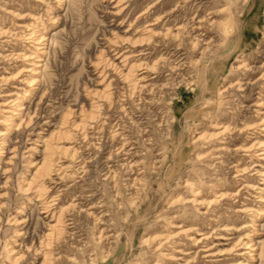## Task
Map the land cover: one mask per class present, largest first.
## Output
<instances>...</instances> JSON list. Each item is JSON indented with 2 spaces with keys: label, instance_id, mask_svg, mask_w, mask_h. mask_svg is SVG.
Listing matches in <instances>:
<instances>
[{
  "label": "rangeland",
  "instance_id": "obj_1",
  "mask_svg": "<svg viewBox=\"0 0 264 264\" xmlns=\"http://www.w3.org/2000/svg\"><path fill=\"white\" fill-rule=\"evenodd\" d=\"M115 2L0 0V25L21 32L24 28L17 25L32 22L27 15L34 14L36 28L46 37L40 87L30 98L31 118L14 129L18 137L3 149L6 163L0 165L9 171H0V264H40V243L48 241L47 264H209L242 259L234 255L236 249L202 257L200 248L230 247L251 229L237 230L252 225L250 210L264 207V160L257 155L258 148H264V131L259 129L264 107L256 106L264 105V0H120L124 9L112 14ZM192 15L209 20L199 32L207 39L206 47L201 44L198 52L190 51L187 39L162 34L168 26L172 30L176 24H190ZM157 17L160 21L151 26L157 36L142 40L145 25ZM226 27L230 32L221 34ZM30 44L10 37L0 51L30 52ZM143 47L149 49L133 55ZM121 54L132 55L128 67L146 66L134 73L145 71V83H140L148 87L128 86L108 66L107 81L105 73L100 76L106 55L119 63ZM163 56L171 61L183 58V65L169 70L167 58L160 60ZM25 65V60L0 59V74L13 75ZM20 78L0 82V103L13 98L3 94L27 87ZM109 80L113 110L104 103L86 127H72L90 110L89 92ZM64 113L68 131L55 133ZM116 129L121 134L112 136ZM51 135L52 144L60 148L46 172L42 170L41 189L26 192L44 139ZM237 190L239 202L231 197L208 207L185 202L194 192L208 201L219 191ZM240 202L250 209L235 211ZM59 212L64 229L48 238L47 224L52 213L55 219ZM15 215L20 220L26 215V221L13 222ZM255 222L258 230L252 235L259 242L251 251L254 256L244 259L264 264V218ZM220 223L233 230L213 232ZM187 228V235L179 234ZM20 229L23 233L16 235ZM197 232L208 236L197 243L194 238L202 236ZM164 235L168 238L160 239ZM18 255L14 261L12 256Z\"/></svg>",
  "mask_w": 264,
  "mask_h": 264
},
{
  "label": "bare ground",
  "instance_id": "obj_2",
  "mask_svg": "<svg viewBox=\"0 0 264 264\" xmlns=\"http://www.w3.org/2000/svg\"><path fill=\"white\" fill-rule=\"evenodd\" d=\"M102 1H106V0H102ZM120 0H117V2H115L113 4V6H111V8H113L112 10V14H119L121 10L124 9V7H120V2H118ZM3 6V5H2ZM7 7H5L6 9ZM8 9V8H7ZM9 13L13 12V10L8 9ZM218 12H220V10H218ZM211 13L214 14V11H212ZM217 13V12H216ZM141 16V14L139 16H137L138 18ZM28 18H30L31 20H33L32 22H29L28 24H23L20 23L17 26L18 27H23L24 30L19 32L16 30H11L10 28H5L4 26L0 25V44L2 42H8V38L10 37H14L16 39H26V42H31V46L33 47L34 50L30 51V52H21V53H13L12 51L10 52H5V51H0V59H4V58H13L16 60H25L26 61V65L22 66L21 68H19V70L13 74V75H5V74H0V82H9L12 81L14 79H17L18 77L20 78V82L24 83L25 88L22 89V91H17L15 93H9V94H3L4 96H10L13 95V98L8 100L7 102H3L0 103V113L2 114V121L4 124V127L2 129H0V164L4 161V157H3V149L4 148H10V147H6V144H10L12 143L14 138H17V131H15L20 125L21 122L25 119V121L27 119L31 118V113H30V102L33 96H35V94H37V90L39 89V85H40V81H41V74H42V67L44 66V55H45V42L44 40L46 39L45 34L40 32V30H42V28H36L37 26L35 25V22H37L36 20L38 19L37 16L33 15H27ZM136 17V18H137ZM24 18V16H19L18 19ZM150 22H148L145 25L144 28V33L145 36L142 38L145 40H150L151 37L157 36L156 31L153 29L154 24H157L158 21H160V18L157 17L153 20H149ZM209 20L206 19L205 17H198L197 15L194 16L192 15L191 18V22L190 24H176L175 27H173L172 30H170L169 26L168 28H166L165 32H162V34L164 35L165 33L175 37L176 39H179L181 41V39H187V44L189 46L190 51H196L198 52L199 49H201V44H206L205 41L207 40L206 37L203 34H200V30L202 29V26L204 25L205 22H208ZM230 32V27H226V29H224L222 31L221 34L223 35H227ZM148 44V43H147ZM184 46V45H183ZM179 49H184V47L179 46ZM147 49H149V47H143V49H139V53L137 54H133V55H143V52ZM189 51V52H190ZM181 54V53H180ZM179 54V55H180ZM178 55V56H179ZM122 56L121 60L119 61V63L115 62L110 56L106 55V57L104 58V66H105V72H102V70H100V76L103 74L105 77V80L107 79V75H106V66L111 67L112 70L117 71V75L119 77V80L123 81L125 84H127L128 86L131 85L133 88L139 87V89H144L146 87H148V84H144L146 79H143V76H141V73L144 72H140L137 75L134 73V71L136 70H142L143 68H146L145 65H132L130 64L128 67V63H129V57L132 55H123L121 54L120 57ZM176 56V57H178ZM114 58H117L114 57ZM167 58L166 64L169 66V70H175L176 68H180V65H183V62H180L183 60V58H177V60L173 59V61L169 60V56L165 57L163 56L160 60ZM179 59V60H178ZM169 60V61H168ZM98 64V62L96 63ZM104 68V67H103ZM25 72V74H23ZM107 81V80H106ZM140 82H144V83H140ZM112 87V82L111 80H109L108 82H106V85L104 87H102L101 89H97L94 90L92 92V94L89 95L91 98V103L89 104L90 110L89 112H87V114L82 113V117L80 118L79 121H73L70 125H72V127H80V128H84L86 127V125L88 124V122L91 121L92 118L97 117L98 116V109H100L102 107V105L104 103L107 104V109L108 111L113 110V101H114V92L111 91ZM95 99V100H94ZM256 106L261 107L264 105L261 103L256 104ZM82 111V109H81ZM264 113V110L259 111V114ZM67 115L68 113H64L61 117V122L58 125V129H56L55 133L58 134H63V133H67L68 131V121H67ZM110 114L108 113V124L110 123L111 119H110ZM17 119H20L17 122ZM261 128H259L260 130L262 129L264 131V121H261V123L259 124V126H261ZM16 127V128H15ZM15 129V130H14ZM241 130V129H240ZM244 130V129H243ZM112 136H116L117 134H121L118 132V129H116V131L111 132ZM54 134V132L52 133V135ZM52 135L46 139H44L43 142V149H42V154H41V159L38 161V166L35 169L34 172H32L30 174V178H28V181L26 182V188L24 189V191H29L32 190L33 188V192H37L39 189H41L42 187V183L41 181V175H42V170H44L46 172L47 167L50 165L51 163V156L52 154L55 152L56 148H60L54 144H52L51 142V137ZM124 140V139H123ZM125 141V140H124ZM124 143H122L123 145ZM121 145V146H122ZM261 146L264 145L260 144ZM259 146V147H261ZM62 149L67 150V147H63ZM259 149V153L257 155H262L259 159L260 160H264V148ZM9 150V149H8ZM13 150H10L9 152H12ZM14 155V154H12ZM11 157V156H10ZM7 157V158H10ZM31 162V161H30ZM29 162V163H30ZM4 163H6L4 161ZM0 171L2 173H6L9 171L8 168H6V166L4 165H0ZM240 171V170H237ZM5 182V181H4ZM202 188V187H201ZM197 191V189H196ZM198 192H194L193 194V198H191L190 200H186L185 202H196V205H199L201 207H205L207 205L213 204V202H216L217 199H223V198H233V200L237 197H239L240 195V191H234V192H225V191H219V193H216L215 198L214 199H210L208 201H204L201 198L195 197L197 196ZM3 195V194H2ZM260 197H263L260 195ZM29 199H32L31 197ZM217 200V201H219ZM264 200V199H263ZM262 200V201H263ZM234 201L239 202V200L235 199ZM206 207V210H207ZM237 209H235V211L237 212H245L248 211L249 209L247 208V206H245L244 202H240L239 206L236 207ZM47 210V209H45ZM251 218H250V222L252 225H248V224H243L240 227L237 228V230H243L247 227H251V229H249L248 231H244L241 234H239L238 239L235 241L234 244H232L230 247L228 248H221L218 250H212V246H203L202 248H200V251H202L205 255L202 257H216V256H221L223 254H231L235 251V249L237 250L235 252V256H243L245 258L244 255L246 256H254L253 253H251L252 250L256 249V244H258V242L255 240V236L252 235V231H257L258 228L255 225L258 224H254L256 223L255 221L260 220L262 218H264V207L263 208H252L251 210ZM20 212L19 209H17L16 213L18 214ZM207 212V211H205ZM210 213V212H209ZM211 214V213H210ZM54 213H52L51 216V220L49 222V224H47V233L46 236L48 238L53 237V234H60L62 232V230L64 229V225L66 224L64 219L62 218V213L59 212V215L55 217V219H53ZM217 215H215L214 217H216ZM26 215L24 216L23 220H20L18 217H16V215L13 217V222L16 223H23L25 220ZM213 221H216L212 218ZM228 221V220H227ZM175 224H173L174 226ZM263 227V225H262ZM217 229L219 230H225V231H229V230H233V227L228 226V224H216V228L213 229L215 232ZM20 230H15L16 231V235H21L23 233V231ZM247 230V229H246ZM262 230V228H261ZM191 231V229H183L179 232V234H186L189 233ZM200 239L194 238L196 239L197 243L198 242H202V239H205L208 234L206 233H198L197 235H201ZM206 234V235H205ZM168 238V235H164L162 236L160 239L162 238ZM218 238L223 237V235H218ZM192 238V237H191ZM161 242H159V245L161 246L162 244H160ZM50 241L45 242V243H40V247H41V254L43 255V259L41 261L40 264H47V261L49 259V256L51 254V249L49 248L50 246ZM158 245V247H159ZM239 246V247H237ZM46 249V250H45ZM13 248H10L9 251H12ZM14 253V252H12ZM19 257V255L17 257L12 256V259L15 261L17 260ZM179 258V257H178ZM242 258V259H236L234 262H221V263H209V264H247L246 260ZM210 260V259H207ZM206 260V261H207ZM211 261V260H210ZM51 264V263H50Z\"/></svg>",
  "mask_w": 264,
  "mask_h": 264
}]
</instances>
